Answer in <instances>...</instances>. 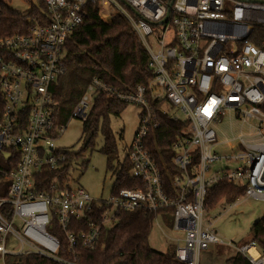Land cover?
<instances>
[{"label":"built area","instance_id":"1","mask_svg":"<svg viewBox=\"0 0 264 264\" xmlns=\"http://www.w3.org/2000/svg\"><path fill=\"white\" fill-rule=\"evenodd\" d=\"M42 3L47 24L0 40V90L5 100L0 149H12L19 156L17 168L8 175L7 196L0 198L1 261L8 255L33 253L75 264L57 257L59 241L47 231L53 218L75 253L79 246L93 249L102 231L113 226L121 213L172 210L171 230L184 234L176 244L179 262L200 264L202 252L221 246L251 264H264V251L256 241L224 240L211 223L203 226L208 189L223 179L245 185L244 197L264 202V1ZM89 5L98 7L104 22L117 13L127 19L147 50L153 74L150 96L145 87L125 93L93 79L73 111L74 117L85 121L100 95L140 108L139 126L126 154L131 175L140 185L121 189L108 199H93L84 189L67 184L60 189L57 181L50 192L36 188V176L43 169H59L65 162L54 143L67 125L55 122L52 86L66 72L65 43L86 22ZM165 117L186 124L171 143L169 159L179 173L169 192L161 158L150 149L155 136L169 138L164 134ZM226 119L249 128L246 134L224 140L231 151L233 142L244 149L237 156L215 151L222 144L218 127ZM235 162L239 166L232 168Z\"/></svg>","mask_w":264,"mask_h":264},{"label":"trees","instance_id":"2","mask_svg":"<svg viewBox=\"0 0 264 264\" xmlns=\"http://www.w3.org/2000/svg\"><path fill=\"white\" fill-rule=\"evenodd\" d=\"M29 1V0H25ZM264 1V0H263ZM10 0H0V40L15 34H28L37 25L47 24L46 10L42 0L32 5L26 13L14 10ZM86 22L76 29L65 43L66 72L52 86L54 101L57 104L55 122L57 126L67 125L75 107L86 93L93 79H100L107 85L119 91L131 93L138 87H145L150 96V82L153 74L148 66L149 56L139 36L131 24L121 14H115L109 22L99 18L96 5L87 7ZM153 105V104H152ZM128 106L126 103L109 99L103 95L95 98L94 105L85 121H83L84 146L78 152L58 149L57 155L65 157L62 167L55 170L43 169L36 176L38 192H50L54 182L60 183V189L70 182V170L74 160L78 159L89 147H92L99 131L104 137L102 153L113 161L117 158V146L114 134L109 125V118L120 116ZM158 108L160 105H155ZM5 100L0 90V125L3 118ZM164 134H152L153 142L150 149L161 160L163 183L166 191L173 188L172 180L179 171L174 168L169 159L171 143L186 126L181 121L162 118ZM19 163V156L12 149H0V198H5L11 182L8 175ZM87 163L83 164L86 168ZM132 164L128 157L118 164L115 182L111 194L118 193L124 188H136L140 182L131 175ZM112 171L114 167H111ZM245 185H236L221 180L208 189L204 207L206 212L215 209L220 202L235 203L244 196ZM94 210H98L97 206ZM172 210L150 212L137 210L121 213L117 222L105 228L95 247L91 250L77 247L75 253L70 252L69 242L61 230L56 218H53L47 231L56 237L60 244L58 258L75 264H183L176 258V245H170L165 253L151 248L149 236L155 220L160 216L168 225L173 227ZM84 229V226H83ZM257 242L264 251V215L251 228V239ZM218 253H227L221 246H212ZM1 259V258H0ZM4 264H63L39 254L8 255ZM226 264H251L241 254H234Z\"/></svg>","mask_w":264,"mask_h":264},{"label":"rangeland","instance_id":"3","mask_svg":"<svg viewBox=\"0 0 264 264\" xmlns=\"http://www.w3.org/2000/svg\"><path fill=\"white\" fill-rule=\"evenodd\" d=\"M37 5V0H10L9 5L16 11L26 13L30 10L31 4ZM140 108L135 105H128L118 117L109 118L110 128L114 134L117 146V158L109 161L102 153L104 137L101 131L98 132L94 144L89 147L81 156L74 160L70 170V182L67 185L84 189L93 199H108L116 178L118 164L122 163L126 157L127 151L133 142L134 135L139 126ZM241 129V130H240ZM249 132L248 126L240 127L238 122L226 119L218 127L219 141L221 146L215 148L220 154L237 156L244 149L238 142H233V150L224 145V140L238 137L240 134ZM83 121L72 115L67 123L65 131L60 134L54 143L57 149H66L72 152H78L84 146ZM86 168L83 164H86ZM114 167L113 171L112 168ZM239 163L231 164L232 168H237ZM264 215V202L240 197L233 204L220 202L215 209L210 212H204L203 226L212 224V229L218 233L224 240H234L240 243H246L251 239V228ZM160 226L155 222L149 236L151 248L165 253L170 245L177 244V240L184 237L182 232H175L169 229L166 222L157 218ZM182 245V242L179 243ZM227 253H218L213 247L201 253L200 264H226V261L233 257L234 252L226 248ZM0 264H4L0 259Z\"/></svg>","mask_w":264,"mask_h":264},{"label":"crops","instance_id":"4","mask_svg":"<svg viewBox=\"0 0 264 264\" xmlns=\"http://www.w3.org/2000/svg\"><path fill=\"white\" fill-rule=\"evenodd\" d=\"M155 222H157V226H160V222H158L157 219L155 220ZM155 222H154V224H155ZM154 224H153V226H154ZM174 245H176V244H174Z\"/></svg>","mask_w":264,"mask_h":264},{"label":"water","instance_id":"5","mask_svg":"<svg viewBox=\"0 0 264 264\" xmlns=\"http://www.w3.org/2000/svg\"><path fill=\"white\" fill-rule=\"evenodd\" d=\"M167 20V19H166ZM166 20H164L163 22H166Z\"/></svg>","mask_w":264,"mask_h":264}]
</instances>
